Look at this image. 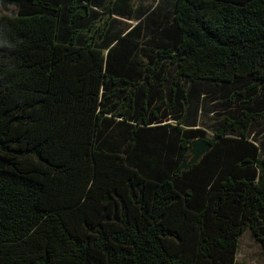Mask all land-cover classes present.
Segmentation results:
<instances>
[{
  "label": "trees",
  "instance_id": "1",
  "mask_svg": "<svg viewBox=\"0 0 264 264\" xmlns=\"http://www.w3.org/2000/svg\"><path fill=\"white\" fill-rule=\"evenodd\" d=\"M247 233L264 0H0V264H238Z\"/></svg>",
  "mask_w": 264,
  "mask_h": 264
},
{
  "label": "rangeland",
  "instance_id": "2",
  "mask_svg": "<svg viewBox=\"0 0 264 264\" xmlns=\"http://www.w3.org/2000/svg\"><path fill=\"white\" fill-rule=\"evenodd\" d=\"M238 264H264L263 248L249 233L242 237Z\"/></svg>",
  "mask_w": 264,
  "mask_h": 264
},
{
  "label": "water",
  "instance_id": "3",
  "mask_svg": "<svg viewBox=\"0 0 264 264\" xmlns=\"http://www.w3.org/2000/svg\"><path fill=\"white\" fill-rule=\"evenodd\" d=\"M211 148V143L204 137H199L193 140L191 148V158L185 161L184 168H188L192 164L196 163L201 156Z\"/></svg>",
  "mask_w": 264,
  "mask_h": 264
}]
</instances>
